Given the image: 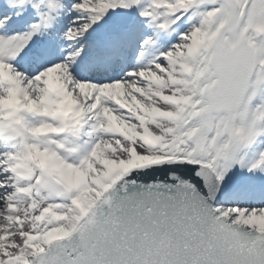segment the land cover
<instances>
[{"label": "snow or ice", "instance_id": "obj_1", "mask_svg": "<svg viewBox=\"0 0 264 264\" xmlns=\"http://www.w3.org/2000/svg\"><path fill=\"white\" fill-rule=\"evenodd\" d=\"M0 264H264V0H0Z\"/></svg>", "mask_w": 264, "mask_h": 264}]
</instances>
